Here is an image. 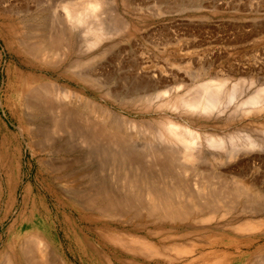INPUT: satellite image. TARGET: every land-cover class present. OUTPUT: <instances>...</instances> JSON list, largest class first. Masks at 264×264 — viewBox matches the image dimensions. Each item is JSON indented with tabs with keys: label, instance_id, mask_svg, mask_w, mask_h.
Wrapping results in <instances>:
<instances>
[{
	"label": "rangeland",
	"instance_id": "rangeland-1",
	"mask_svg": "<svg viewBox=\"0 0 264 264\" xmlns=\"http://www.w3.org/2000/svg\"><path fill=\"white\" fill-rule=\"evenodd\" d=\"M108 1L104 0L106 3L99 7L103 12H98L101 18H97L98 21L101 19V25L106 20L104 29L97 25L110 36L99 42L81 37L85 41L79 42L82 34L78 33L82 32V25H85L82 28H86V24L79 26L67 22V53L62 54L63 60L57 57L53 58L54 62L60 60L55 63L49 60V65L53 63L51 66L27 56L14 38L11 24L3 22L0 16V248L9 232L32 231L43 235L47 244H52L53 240L65 264H107V260L110 264H264V207L258 213H252L249 211L251 207H245L247 211L244 208L246 204L241 203L243 198L238 197V200L232 192L235 191L233 186L242 185L249 190L248 193L263 191L264 197V0ZM65 68L67 75L64 74ZM78 75L91 77L96 84L85 83ZM98 81L105 87H98ZM27 82L33 85L54 83L67 89L71 93L67 102L73 107H79L77 97L87 98L112 115L137 124L139 131L132 130V134L141 131L153 136L163 133L161 127L169 121L179 124L183 135L186 129L189 132H185L188 135L185 136L190 137V130H193L190 133H194L193 138L198 135L200 141L196 142L202 145L196 148H200L201 152L194 151L196 160L192 158L186 161L188 165H180L182 171L179 167L175 169L177 163V166L171 164V154L140 157L146 168L138 172L134 170L133 174L141 178V183L137 180L139 183L136 181L134 184L128 182L125 166H117L119 163H113L103 155L89 159L78 152L67 153V170H60L56 162L66 156L49 154L42 149L45 143H40L39 137H31L33 129L41 133L46 127L36 124L38 126L35 128V124H24L23 117L28 112L19 106L18 95ZM124 95L129 98H124ZM206 95H210L217 105L211 112L200 113L197 110L195 114L192 109L188 111L185 108L184 103L188 100L192 101L193 98L196 102L198 97L199 101L210 97ZM168 98L180 102L183 99L185 102H179V105L174 99L166 101ZM170 102L174 103L172 108ZM207 136L225 139L228 142L225 147L228 148V138L231 136L245 145L230 157L226 154L228 148L205 147L203 142ZM161 138L159 140L162 141ZM168 139L171 137L165 141ZM169 140L164 145L171 147ZM31 143L41 145L37 147ZM178 147L182 146L178 144ZM169 163L176 167H171ZM189 164L190 169H187ZM53 168L59 170L54 171ZM141 171H144L145 177ZM168 171L171 173L168 179L161 178L160 175ZM65 173L67 185L63 181ZM198 173L204 177L198 178ZM218 173L222 175L219 179ZM213 174H216L213 180L216 184L213 182L212 186L214 189L221 186L219 190L222 191L225 188L227 195L233 193L228 201L229 206L235 207L216 208L217 212L213 211L215 214H209L208 218H194L191 211L186 219L184 216V219H176L178 222L174 220L175 223L172 220L168 222V219L156 221L152 218L154 215L147 217L135 209V202L140 200L145 209L149 208L147 211L151 212L149 191L152 187L156 186L166 196L178 184V180H181L180 183L189 180L193 183L198 179L196 182L203 192L206 191L207 181H212L213 177H210ZM89 176L93 179L90 180ZM146 177H152L150 180L154 181L153 184L148 180L147 184ZM173 178L175 181H172ZM100 180L101 184L97 183ZM149 183L151 187H148ZM49 187H52L53 193ZM110 192H115L113 195L118 193V196L129 195L128 200L131 199L132 203L130 201L126 205H129L130 212L126 205L120 207V212V208L115 209L114 203L109 202L114 199L110 200L105 195ZM206 193L203 195L206 196ZM89 198L93 199L90 204L95 203L90 208ZM261 203L264 205V198ZM95 207L107 212L100 214ZM124 208L129 213L122 210ZM133 211L136 213L132 214ZM81 213L93 216L94 221H81L78 218ZM131 214L134 216H129ZM107 235L109 239L112 238L110 235L113 238L116 236V241L107 239ZM103 238L106 240L102 245L100 240ZM131 240L134 243L128 244L127 241Z\"/></svg>",
	"mask_w": 264,
	"mask_h": 264
},
{
	"label": "bare ground",
	"instance_id": "bare-ground-1",
	"mask_svg": "<svg viewBox=\"0 0 264 264\" xmlns=\"http://www.w3.org/2000/svg\"><path fill=\"white\" fill-rule=\"evenodd\" d=\"M103 3H106V2H104V0L103 1L102 0H0V16H1V20L3 22L6 21V22H9L11 24V26H12V34H13L14 38L17 40L19 46L21 47V50L27 56H29L31 58H34V59H37V60H39L40 63H44L47 66H51L53 64L52 62H54L53 58L57 57V58H60V59L63 60V58H61L62 54L65 53V52L67 53V51H66V49H67V45H66L67 44L66 43L67 42V28H68L67 27V22H69V24L73 23V24H75V25L77 24L79 26L81 24H86V28H82V26H85V25L81 26V30L82 29L83 30H82V32L80 31L81 33L80 32L78 33L79 35L82 34L81 36L78 35L79 38L87 37V38H89V40L91 42H99L101 39L103 40V38L108 36V35H106L107 34L106 30H104V32H103L104 21H106V20L104 19L103 25H101V23L99 24L101 19L99 21L97 20V18L99 16L98 12H100V11L103 12V10L100 9L101 8L100 6L101 5L103 6ZM111 4L113 5V3H111ZM95 22H97V23H95ZM97 24L99 26L100 25L103 26V29H102V27L99 28V26ZM79 29H80V27H79ZM83 40L81 38V41H79V42H84L85 40L84 41ZM91 42H90V44H91ZM60 59H56V61L60 60ZM49 60L52 61L51 65H49L50 64ZM64 61H65L64 63H66V67H67V57H65ZM64 71H65L64 74L67 75V68H65ZM78 78L81 81L85 82V83L94 82V84H96L95 80L91 79V77L78 75ZM125 79H126V77H125ZM99 82L100 81H98L97 83H99ZM102 84L99 83L98 87H101ZM129 84H130V82H129ZM102 87H105V86H102ZM159 87H160V85H159ZM148 89H150V88H148ZM129 91H130V89H129ZM122 92L124 93V91H122ZM166 92H167V89H166ZM158 93H159V91H158ZM120 94H122V93H120ZM161 94H164V93L162 92ZM161 94H159V95H161ZM70 95H71V93L68 92L67 89H65V88H63V87H61V86H59L57 84H54V83H38L36 85H33L31 82L24 83L23 84V89L20 92V94L18 95V97H19V106L20 107L23 106L22 108H24V109H22V110H26L28 112V115L26 114V116L24 115L25 117H23V119L25 121L24 124H27L26 126L39 124V126H42L44 128L46 127L44 132H41V133H39L38 130H36V129L34 130L33 129L31 131V135H32L31 137H33V138L39 137L40 138L39 140H41L40 143L41 142L45 143V146H44V148L42 147V149L44 151H48L49 154H51L53 156L54 155H56V156L57 155L58 156L59 155L66 156V157H64L65 159H63V160H61L59 162H56L57 166H58V168L60 170L61 169L67 170V165H68L67 164V153L69 154L71 152H78L81 155H85L86 157H84V158H89V159L91 157L92 158L93 157L96 158L97 156L103 155L105 158L108 157L107 159H110V161H112L113 163H119V165H117V166H121V164H122L123 168L126 167L125 171L128 173L127 176H128V178L130 180L128 182L131 183V184H134L137 180H139V182H140L141 178L139 179V175H137L135 173L133 174V172H135L137 170H143V168L145 167V165H143V163H142V160H140V159H142L140 157H144V156L159 157V156H162L164 154H171V156H172L171 164L175 163L174 165H176V163H177L178 166L176 165L177 168H175V169H178V167L180 165H182L181 167H184L185 165H183V164H186V161H188L189 159L191 161V159L196 156V155H193V154L201 152L200 148H196L197 145H200V146L202 145V143H200V142L197 143L196 142V140L200 141V139H197L198 135L197 136L195 135L194 138H193L194 133H192L193 135L190 134L191 131H193V130H190V133H188L190 137H187L188 135H187V133H185V132H189L185 128L187 126L184 127V129H186V130H185L184 135H183V132L181 133V131H182V128L180 127L181 125H179V124L177 125L176 123H173V122L169 121V122L164 124L165 125L164 127H161V130H163V133H161L159 131L161 133V134H159L157 132L159 135L158 134H156V135L153 134V136H152V133L151 134H149V132L141 133V131H140V133L138 132V134H139V136H138V134H132V130H138L139 131L137 124H135L134 122L128 121V120H125V119H121L117 115H116L117 116L116 117L114 114L112 115V113H110L107 110L103 109L101 106L96 105L95 103L91 102L87 98L77 97L78 100H79V107H73L72 105L69 104V102H67V99L69 100ZM105 95H107V94H105ZM139 96H142V95H139ZM206 96L209 97L210 95H206ZM126 97H128V96L126 95L124 98H126ZM144 98H146V97H144ZM144 98L141 97L140 99H144ZM159 98H161V97H159ZM175 98H173L174 102L177 101ZM186 98H187V96H186ZM211 98L212 97L210 96L207 99L204 98V100L199 101L200 99L198 97L197 98V100L199 99L198 102H197V100L195 102L194 101L195 99L193 100V98H192V101L188 100L189 101L188 102L186 100L187 102L184 103V106H185V108L187 107V109H189L188 111H190V109H192L194 112L198 110V111H200V113H202V112H204V113L211 112L212 109L217 108V107H215L217 105H215V103L211 100ZM173 99L171 98V100H173ZM177 99H179V98L177 97ZM201 99H202V97H201ZM117 100H118V97H117ZM154 100H155V98H154ZM169 100L170 99L168 98V100H166V101H169ZM182 100H181V102H185V100L184 101H182ZM177 102L179 104L180 101L178 100ZM170 105H171V108H172L174 103L171 104V102H170ZM166 107H168V105ZM174 107H176V106H174ZM168 108H170V107H168ZM22 114H24V113H22ZM195 114H196V112H195ZM165 121H166V119H165ZM37 126L38 125H36L34 127L37 128ZM149 126H151V124ZM149 126H146V127H149ZM151 127H149V129H151ZM27 130H28V128H27ZM185 134L187 136H185ZM25 135H27V134H25ZM163 136L165 137V139L163 138ZM169 137H171L170 140L168 139L171 142V144H172L171 147H168L170 145H167V146L164 145L165 142L168 141V140L165 141L166 138H169ZM233 137L231 136L230 138H228L229 139L228 141L230 142V148H231V145L234 147V148L232 147V149H230L228 147H225V146L228 145V142H226L225 139H223L221 137L219 138L217 136L216 137L215 136H210V137L207 136V138L204 137L205 141L203 143H204L205 147L207 146V147L212 148V149H214V148L215 149L228 148L229 152L226 151L227 152L226 154L230 156L232 153H234L236 151L239 152L240 151L239 149L243 145H245L243 142L239 143L238 142L239 140L237 141ZM160 138L162 139V141L164 140L163 143H162L161 140H159ZM138 141L140 142V144L138 143ZM160 141H161V143H160ZM33 143H36V142L34 141ZM40 143H38V145L37 144H35V145H37V147H38L39 145H41ZM249 143L251 144L253 142L250 141ZM178 144L181 145L182 147L181 148L178 147ZM32 145H34V144H32ZM67 146H68V148H67ZM242 148H244V147H242ZM194 151H196V153ZM46 154H48V153H46ZM222 155H224V154H222ZM197 156H198V154H197ZM226 157H228V156H226ZM165 158H166V156H165ZM217 158H219V157H217ZM221 158H222V156H221ZM234 158H235V156H234ZM68 160H69V158H68ZM73 160L74 159H72V161ZM80 160H79V162H80ZM212 160H213V158H212ZM53 161H54V159H52V163L54 164L55 162H53ZM104 161L106 162V160H104ZM148 161H150V160H148ZM100 162H102V161H100ZM112 162H111V166L113 165ZM165 162H167V161H165ZM192 163H194V162L192 161ZM53 164H51L50 166H52ZM73 164H75V163H73ZM171 164L169 163V165H171ZM91 165H92V163H91ZM186 165H188V163ZM190 165L191 164H189V168L187 167V169H190ZM173 166L171 165V167H173ZM176 166H174V167H176ZM52 167H55V166L53 165ZM99 167H101V166H99ZM166 167H168V166H166ZM193 167H194V165H193ZM163 168H165V167H163ZM163 168H161V169H163ZM57 169L53 168L54 171L57 170ZM114 169H118V168H114ZM131 169H132V171H131ZM179 169H181V171H182V168L179 167ZM144 171L143 172L141 171L143 173L142 175H144ZM152 171H153V169H152ZM181 171H180V173H181ZM111 172L112 171H110V173ZM169 172L170 171H168L165 175L164 174L160 175L161 178L164 177L166 179V177H167V179H168L169 174H171ZM202 172H201V174H202ZM107 173H108V171H107ZM129 173L131 174L130 175L131 177L129 176ZM199 173L196 174L197 177L198 178H201V177L203 178L204 176H202ZM120 174H122V173H120ZM218 174H217V176H218ZM111 175H114V174H111ZM215 175L214 176L211 175L210 178L213 177V179H212V181H207V183H206L207 187L205 188L206 191L203 190V192L201 191V188H200L198 182H196L198 179L195 182H193V183H190L189 182L190 180L187 181V182H183V183L181 182L180 183L181 180H178L177 177H175V179H177L179 182L177 181L178 184H175V187H173V185H172L173 188L171 189V191H168L169 195L166 193V196H165V193L161 192L160 189H158L156 186L154 188L152 187V190L149 188V190H151V191H149L150 192L149 196L151 197L150 199H151V203H152L151 206L149 204V206L151 207L150 208L151 212L147 211L149 208L147 210L145 209V207L140 202V200H137L138 199L137 197H136L137 198L136 199L137 202H135V205H136L135 209L137 211H139L138 213H140V212L142 214L144 213L146 216L148 215L149 217L154 215V216H152V218L155 219L156 221H163L164 219H165L164 221H166V219H168V222H171V220L172 221H174L176 219L181 220L184 216H185V219H186V217L188 216V214H190L191 211L194 212L193 215H192L194 218H198V217L205 218V216L206 217L207 216L210 217L209 214H211V213L215 214L217 212L216 208L223 207V208H227V209L229 208L230 209V207H235L236 205L235 206H229L230 202L228 201L230 195H232L234 193L233 196L234 197L237 196L235 198H237V199H238V197H240V198L242 197L243 198V202H241V203L246 204L245 206L243 204L244 208L247 207V209H248V208L251 207V209L249 211H251L252 213L253 212L254 213H258L260 210H262V206L264 207V205L261 203L263 201V198H264L263 194H262L263 191L261 192L260 190H253L254 192L252 193L250 191L249 193H252V194L249 195V193L247 192L249 190L244 188L240 184L241 186H236V187L233 186L235 188V191H232L233 192L232 194L229 192L230 191V189H229L228 192L230 194H228L229 195L228 196L226 194L227 192L225 191V188H223V190L225 191L224 192L222 190H219V189H221L220 188L221 186H219V189H217V188L214 189V187L212 186V185H214L213 184V182H214L213 180H214ZM90 176H91V174H90ZM145 176H146V174L143 177H145ZM183 176H184V174H183ZM206 177H207V175H206ZM219 177H222V175L219 174L217 179H219ZM225 177H227V176H225ZM232 177L233 176L231 175V178ZM63 178H64L63 179L64 183L67 185V183H68V181H67V173H65L63 175ZM91 178L92 177H90V180H91ZM151 178L152 177H150V178L146 177L144 179H146L145 180L146 182H147V180L149 182V181H151L150 180ZM161 178H158V179H161ZM80 179H81V177H80ZM232 179H234V178H232ZM173 180H174V178L172 179V181ZM63 181H62V183H63ZM75 181L76 180H73L72 182H75ZM145 181L143 180V182H145ZM159 181H161V180H159ZM159 181H157V182H159ZM205 181H206V179H205ZM225 181H227V180H225ZM100 182H101V180L99 182H97V183H100ZM139 182L137 181L136 183H139ZM148 182H147V184H148ZM151 182L153 184L154 181H151ZM219 182H221V181H219ZM237 182H238V180H237ZM156 183H155V185H156ZM65 184H64V186H65ZM203 184H204V181H203ZM217 184H218V181H217ZM87 185H88V183H87ZM107 185H109V184H107ZM169 185H171V184L169 183ZM190 185H191V187H190ZM118 186H119V184H118ZM145 186H146V184H145ZM145 186H144V188H145ZM149 186L151 187L150 183H149L148 187ZM215 186L217 187V185H215ZM102 187H104V186H102ZM116 187H114V188L116 189ZM164 187H167V186L165 185ZM227 187L228 186H226V188ZM86 188H88V187H86ZM48 189H50L49 191H51V193H53L52 187H49ZM105 189H108V188H105ZM109 189H110V187H109ZM207 189H208V191H207ZM117 190H119V189H117ZM217 190H219V191H217ZM128 191H129V189H128ZM81 192H83V191H81ZM205 192H207L205 194L206 196L203 195ZM86 193H84V194H86ZM113 193H115V192H113ZM113 193L112 192L105 193V195H108V197H106V198H108L110 200L114 199L113 201H109V202L110 203H114L112 205H115V209L116 208L118 209L120 207L123 208V206H125L126 204H129V202L131 201V199L128 200L129 199L128 198L129 195L127 196V195L124 194L125 196H123L121 194L123 196V197H121L120 194L118 196L117 195L118 193L114 194V195H113ZM147 193H148V190H147L146 194ZM161 193L162 194L164 193V194L161 195ZM60 194H62V193H60ZM203 198L205 200L202 201ZM108 199H106V200H108ZM92 201H93V199L89 198V202L88 203L90 204V202H92ZM103 201H105L104 198H103ZM88 203H87V206H88ZM106 203H108V201H106ZM131 203H132V201H131ZM232 203H234V202H232ZM237 203H238V201H237ZM83 205L86 206V204H83ZM94 205H95V203H91L89 205V208H90V206H94ZM70 206H71V204H70ZM126 206H127V208L129 207V205H126ZM112 207H114V206H111L110 208H112ZM131 208H133V207L131 206ZM82 209H83V207H82ZM95 209H98V208L95 207ZM126 209L124 208L122 210H126ZM247 209L245 208V210H247ZM106 210H108V209H106ZM120 210H121V208L119 209V212H120ZM127 210H129V212H130L129 208ZM127 210H126V212H128ZM241 210L243 211V209H241ZM94 211H96V210H94ZM90 212H92V210ZM98 212L100 214H102V213H106L107 211H100L98 209ZM115 212H117V211H115ZM122 212H124V211H122ZM134 213H136V212L133 211L132 214H134ZM107 214H105V215H107ZM123 214H125V213H123ZM132 214L129 215V216H134ZM115 215H116V213H115ZM121 215H122V213H121ZM137 217H139V216H137ZM78 218L81 221H84V222L85 221H89V220H93L94 221V219H95V218H93V216L89 217L88 215H85L84 213L79 214ZM99 218H100V215H99ZM121 219H123V218H121ZM127 219L128 218L125 219L126 223L128 221ZM96 220H98V219H96ZM176 221L178 222V220H176ZM163 223L164 222H162V224ZM174 223H175V221H174ZM97 233L99 234V236H101L99 232H97ZM104 235L105 234H103L102 237H104ZM42 236L39 233L32 232V231H30V232H9L8 235H7L6 240L3 242V244L1 245V248H0V264H65L64 263V259L58 253V249H57L58 247H56L57 245L55 244V242L52 240L51 241L52 244H47V242H45L44 239H43L44 236L43 237ZM110 237L113 238V235H110ZM115 237L113 239H115ZM104 238H103V240H100L101 244L102 243L104 244L103 241L106 240ZM107 239H109L108 235H107ZM111 239H109V240H111ZM116 239H115V241H116ZM109 240L107 242H109ZM127 242H128V244H130L132 242V240L131 241H127ZM132 243H134V242H132ZM142 247H143V245H142ZM93 250H94V248H93ZM93 252L95 253L96 251H93ZM107 261L109 263V260H107ZM115 261H117V259ZM104 262H106V260Z\"/></svg>",
	"mask_w": 264,
	"mask_h": 264
}]
</instances>
